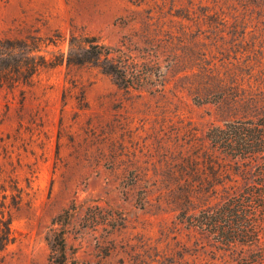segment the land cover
I'll use <instances>...</instances> for the list:
<instances>
[{
	"label": "rangeland",
	"instance_id": "374dc122",
	"mask_svg": "<svg viewBox=\"0 0 264 264\" xmlns=\"http://www.w3.org/2000/svg\"><path fill=\"white\" fill-rule=\"evenodd\" d=\"M30 33L52 40L48 58L86 35L150 67L139 66L140 90L65 63L0 88V185L13 177L26 193L0 264H51L57 233L67 264L195 253L199 235L179 223L177 194L183 176L208 171L205 132L219 123L195 85L207 68L264 80V0H0V38ZM186 257L204 264L199 252Z\"/></svg>",
	"mask_w": 264,
	"mask_h": 264
},
{
	"label": "trees",
	"instance_id": "16d2710c",
	"mask_svg": "<svg viewBox=\"0 0 264 264\" xmlns=\"http://www.w3.org/2000/svg\"><path fill=\"white\" fill-rule=\"evenodd\" d=\"M51 41L31 33L0 38V88L30 86L39 70L62 63L97 67L126 89L140 90L147 83L138 72L149 64L138 62L129 49L96 36L71 35L67 53L48 58L42 50ZM203 70L206 75L195 85L196 103L213 104L219 123L205 132L209 147L202 150V160L208 171L183 176L177 194V219L199 241L195 253L174 254L167 262L189 264L186 256L199 252L204 264H264V80L214 77L211 69ZM0 192L2 252L15 241L12 214L26 193L13 177L0 185ZM50 263L67 264L63 233L51 243Z\"/></svg>",
	"mask_w": 264,
	"mask_h": 264
}]
</instances>
